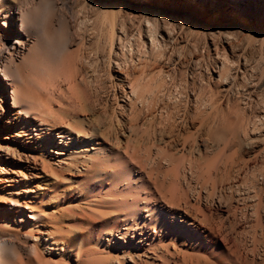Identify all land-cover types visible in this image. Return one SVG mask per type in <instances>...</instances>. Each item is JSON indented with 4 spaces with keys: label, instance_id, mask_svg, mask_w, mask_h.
I'll list each match as a JSON object with an SVG mask.
<instances>
[{
    "label": "rangeland",
    "instance_id": "obj_1",
    "mask_svg": "<svg viewBox=\"0 0 264 264\" xmlns=\"http://www.w3.org/2000/svg\"><path fill=\"white\" fill-rule=\"evenodd\" d=\"M37 1H0V62L7 56L4 49L17 40V8ZM45 1L34 29L47 36L45 43L55 41L53 56L61 54L60 66L40 61L49 74L38 73L39 89L32 87L25 95L39 112L49 109L92 132L81 137L70 129L62 138L64 127L51 117L46 124L27 121L12 109L10 85L0 75V231L11 216L17 226L12 236L19 246L17 264H164V248L138 251L132 238L153 234L142 203L149 189L166 209L191 219H201L192 208L201 205L213 224L222 226V234L233 239L226 244L214 233L216 243L208 247L185 237L176 245L168 242L170 247L164 246L171 257L163 258L168 264H181L192 254L203 260L213 249L225 259L232 241L256 249L254 259L264 263V245L252 247L254 239L264 240V38L253 33L264 32V2L244 0L242 7L229 10L208 0H152L163 9H150V20L165 45L147 55L135 53L128 76L109 61L117 50L100 27L86 20L87 0ZM134 2L128 1L132 9ZM185 11L200 21H183L177 12ZM155 12L168 20L155 22ZM222 46L228 58L224 64L216 57ZM114 78L126 80V92L127 81H134L140 97L134 105L113 97ZM74 96L82 110L73 106ZM96 155L99 160L91 163ZM120 175L125 180L119 182ZM177 193L181 200L162 203L160 196L169 200ZM183 198L186 203L180 202ZM17 200L21 207H15ZM128 201L133 209L138 202L137 217L126 209ZM29 209L45 215L37 226L18 221ZM122 224L130 227L126 237L114 230ZM58 238L62 241L55 244Z\"/></svg>",
    "mask_w": 264,
    "mask_h": 264
},
{
    "label": "bare ground",
    "instance_id": "obj_2",
    "mask_svg": "<svg viewBox=\"0 0 264 264\" xmlns=\"http://www.w3.org/2000/svg\"><path fill=\"white\" fill-rule=\"evenodd\" d=\"M128 1L130 2L131 0H87L85 3L87 8L85 9L86 11L85 10L84 11H85L86 20L90 22L92 25H98L100 27L101 36L102 37L106 36V39H108L107 41H109L110 48L117 50L111 53L112 56L111 57L109 56V59H110L109 61L113 62L117 69H120L121 72H124L126 75L129 76L131 72V64L134 61L133 58H134L135 53H140V54L144 53V55H147V53L149 54L151 50H157V51L161 50L162 48H164L163 45L165 44H163L162 42L164 40L163 36L161 37V39H158V34L156 31V27H155L156 24H154V22L150 20L152 18L150 9L161 10V11H163V9H161L159 6L154 5L152 0H135L134 5H133L135 8L132 9V7H130L131 4L129 5ZM190 1H193V0H182L181 2L185 3V2H190ZM208 1H210L211 3H218L221 7L223 6V8L228 6L229 10H231L230 9L231 7H234V8L242 7V4L244 2V0H208ZM255 1L256 2L262 1L261 3L264 2V0H246L245 2L247 3L250 2L251 4L252 2H255ZM43 2H46V1L38 0L36 6L32 5V6H27L25 8H19V9L17 8L16 18L19 22V29L17 30V34H16L17 40L12 42L8 46L7 49L6 48L4 49V51L6 52L5 55L7 56L5 57V61L0 62V75L3 76V78L8 82L11 88V94H10L11 107L14 111L17 112L18 115H22L23 117H25L27 121H29V118L31 119L34 118L40 121L42 124H46L49 122L48 118L51 117L54 121L61 123V125L64 127V129H62V131L60 132V136L62 138L68 135L67 133L70 132V129L78 132L77 134L81 137L83 134L89 135L90 134L89 131L91 130L87 129V127L83 126V124L76 122V121H70V119H66V117H63V116H59V115L56 116L49 109L46 110L45 113H42L43 111L39 112L38 110H36L35 107L37 106L34 105V102H31L28 99L29 97L28 98L26 97L27 95L26 90L32 87L39 89L40 87L38 84L39 81H35V79L41 78V76L39 75L40 77H37L36 75L38 73L39 74L42 73V75L43 73L45 75L49 74L48 70L46 69V67L49 68L48 67L49 65L47 66V63H45L46 64L45 69L47 71L46 73L44 72L45 71L44 68L42 66H39L40 61L42 62L47 61L49 64L54 62L53 63L54 66H56L57 64L58 65L56 67L60 66L58 63L59 61L58 59L60 58L59 56H61V54L59 56H57L56 54L57 59L56 57L53 56L55 55V53H53V50L57 51V48L55 46L56 43L55 45H53L55 41L54 42L51 41V43L49 42L45 43L47 41L46 39L47 36L45 38V34L43 33L41 34L35 31L34 29V24L37 23L35 21V18L37 16L38 9L43 4ZM129 10H133L132 12L136 14L129 13ZM177 13H178L177 15H181L179 17H181V19L185 22L191 21V20L195 22L200 21L190 12L185 11V12H182L181 14L180 12H177ZM153 14H154L153 18L155 22H157V19L158 21L159 20L167 21L169 18L168 16L166 17L163 15H158L156 12ZM60 23L65 24V21L63 18H60ZM142 23H143V26H142ZM227 26H233L238 29L242 28L241 25H236L234 23H228ZM118 31H119V34H118ZM253 33L255 36H260L264 38V32L262 31L254 30ZM38 34L40 35L37 38L36 36ZM41 36L44 37V40H43L44 42L42 41V39H40ZM225 39L228 40L230 38L225 36ZM32 40L33 42H30ZM148 40L150 41L149 50H148ZM28 42L32 44L29 49L26 48V43ZM52 45L54 46V49ZM66 45L67 44H65L64 47H66ZM221 52L222 53H219L217 50L216 57H219L218 59L224 64V62H226V60L228 59L227 56L225 55L226 50L224 46H222ZM42 58L46 60L43 61ZM223 64L222 66L224 67ZM109 65H110V62H109ZM111 81H112V84H111L112 93L111 94L113 95L115 99L121 100L122 98L125 97L126 99H129L131 104L134 105L136 100L140 98L138 96V91H137L138 88L135 87L133 83L134 81L131 82L132 81L131 79L127 81V84L130 85L129 92H126V85H125L126 80L122 78H117V79L114 78ZM221 81L224 82L225 80L221 78ZM73 99H72L74 101L73 106L78 107L80 108V110H82L83 105L80 103L79 98L74 96ZM76 109L77 108H74V110ZM74 110L72 109L73 112ZM77 111L75 113H77ZM26 131L24 135H27ZM96 140L98 139L96 138ZM96 144L100 147L101 145H103V143H99V142H97ZM84 149L85 148H83L82 150L84 151ZM10 150L11 149L9 147H6L7 152H9ZM99 150H97V152L98 151L103 152V154L105 155V151L103 149H99ZM95 157L96 158H93L91 161L93 160L98 161L99 160L98 158H100L99 155H96ZM107 160L108 159L106 158L105 162L104 160L103 162L108 163L109 161ZM83 162H86V160L84 159ZM91 163H94V161ZM101 173L104 174L103 176H106L108 174L106 170H102ZM101 173H98V174H101ZM122 180H125V179L122 177V175H120L118 178V181L120 182ZM124 185L126 186L125 187L126 190H129L131 188V182H127ZM139 186H141V188H143L144 190L148 189V187H144V182H140ZM181 196L182 195H180V193L173 194V196H170L171 198L169 197V200H167L165 198L166 196L162 195L160 196V199L162 203H166L167 205L168 203L173 204L174 202L181 200L180 198L183 197ZM183 201H184V198L180 202H183ZM131 202L128 201V203L125 204L126 209L128 210L129 214L132 212V209H133L132 207L133 205ZM142 203L144 205V208L146 209L148 208L147 210L145 209V212L148 213L145 220L148 222V225L153 228L151 232V234L152 233L153 234L150 235V234H146L145 232H143V233H140V237L133 235L132 237L133 242L135 241V246L137 247L138 251H141L142 249L143 251L144 250L146 251L148 248V249L153 250V252L157 253L159 249L164 248L165 253L164 255H162L163 253L161 255L164 257H168L170 256L169 255L170 253L166 255V253L169 252L167 245H169L170 243L171 245H176L175 243H179L178 241H182V238L184 237H185L184 239H186L187 241H191L192 244L194 243L196 245L200 242L204 246L207 245V247L212 243L213 244L216 243L214 233L220 236L226 244L231 243L230 241L233 240L222 234V226L220 224L214 225L212 222L213 217L211 215H207V213H204L202 209L200 208L201 205L199 206V205L194 204L193 207L191 206L195 210L194 212L197 211L201 216L200 217L201 219L196 220V219L189 218L186 214H181L180 212H178V210H174L171 208L170 210L166 209L162 204L158 203V200L156 199L152 191H150V189L144 193V202ZM15 207H21V204L19 203L18 200L15 203ZM133 210L135 212L134 216L137 217L139 213L138 202H136V206ZM10 218L8 217L5 218L6 226L2 228L0 231L2 235V238L0 239V264H17L16 257H17V252L19 250V246L16 244V242L12 240V236L13 234H15L16 232L15 228H17V226L16 225L13 226L11 224ZM44 218H45V215L42 214L41 212L29 209V212L27 214L21 213V216H19L18 221L19 222L23 221L25 227H29V226H37L40 221L44 220ZM122 225L125 227L120 228L119 225H116L114 230L118 232L119 234H121L122 236L126 237V235L129 233L130 227L128 224H122ZM135 225H138V222ZM157 227H159V229H157ZM121 229H124L125 233H120ZM60 240L61 239L58 238L54 241V243L58 244V242L62 241ZM257 240L258 239L253 240L252 247H255L256 242L258 245H264V240H258V241ZM168 242L169 244H167ZM164 244H167V245L164 246ZM243 246L244 245L241 244L240 242L232 241V244L230 245V247H227L225 249L226 251L229 252L225 259H223L225 254L222 256L217 255L218 254L217 251L213 249L212 253L210 254V257L205 256L206 259L203 258L202 260L199 254H195V255L192 254V255H187L186 256L187 258L183 257L181 264H221L222 261H226L227 264H257L258 261L256 262V260L254 259V256H255L254 253L256 249L252 248L250 250H247ZM242 249H245V251L243 252L244 255L241 254L240 252L242 251ZM128 255L130 257V252ZM155 256H157L156 258H159V259L161 258V256L158 254H156ZM262 257H264V255L261 256V258ZM163 258H162V261H165V263L164 262L163 263L168 264V260L167 259L163 260ZM132 263L134 264L133 261ZM258 264H264V263L259 262Z\"/></svg>",
    "mask_w": 264,
    "mask_h": 264
}]
</instances>
